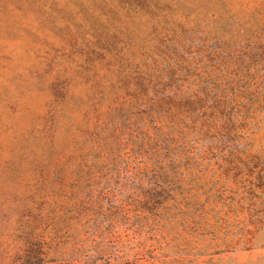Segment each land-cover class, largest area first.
<instances>
[{"label":"rangeland","instance_id":"obj_1","mask_svg":"<svg viewBox=\"0 0 264 264\" xmlns=\"http://www.w3.org/2000/svg\"><path fill=\"white\" fill-rule=\"evenodd\" d=\"M179 33L185 49L194 44L185 61L196 66L192 78L235 86L231 112L211 131L214 146L175 166L162 183L173 198L158 192L157 206L147 192L160 181L149 177L164 175L157 166L142 173L144 159L126 144L110 181L138 171L126 190L116 186L136 199L91 244L56 176L68 180L95 112L112 106L116 68ZM182 194L186 214L173 208ZM25 206L37 215L41 264H264V0H0V264L19 263Z\"/></svg>","mask_w":264,"mask_h":264},{"label":"trees","instance_id":"obj_2","mask_svg":"<svg viewBox=\"0 0 264 264\" xmlns=\"http://www.w3.org/2000/svg\"><path fill=\"white\" fill-rule=\"evenodd\" d=\"M183 40L180 33L166 36L160 40L156 51L144 60L130 61L116 68L111 82L114 94L110 102L112 106L105 112H95L93 124L85 133V150L74 163L68 180L63 171L56 176L60 185L59 194L66 198V211L81 225L83 233L92 235L91 244L95 231L102 227V231L109 229L111 215L119 211L127 212L129 199H136L132 196L133 190L126 194L127 200L120 198L116 186L126 190L127 181L133 182L138 171L128 173L126 169L120 182L112 185L110 181L115 176L119 177L122 170L120 164L127 161L120 155L126 144H132L130 150L140 158L139 162L144 159L142 173L148 170L154 173L157 166L164 175L159 176L165 179L156 178V174L149 177V181H160L153 187L154 194L147 192V203L157 206L161 203L160 195L156 198L158 192L173 198L171 192L174 187L162 183L177 174L175 166L184 164L187 168L194 150L200 146L204 150V143L215 137L211 131L218 129L225 112H231L230 93L235 86L217 77H202V74L192 78L196 66L185 61L188 53L193 55L191 47L194 44L189 42L185 49L181 43ZM207 146L214 145L211 141ZM124 154L126 156L128 151ZM41 184L45 186L47 183L43 181ZM179 187L181 193L190 191L189 188ZM189 205L190 201L184 194L177 203L174 198L173 208L181 214L188 213ZM31 208L25 206L17 220V237L22 243V252L16 256L18 264L44 262V248L32 238L31 224L37 215L30 213Z\"/></svg>","mask_w":264,"mask_h":264}]
</instances>
